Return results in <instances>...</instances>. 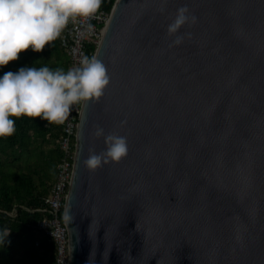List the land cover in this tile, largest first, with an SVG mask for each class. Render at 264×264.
Masks as SVG:
<instances>
[{
	"label": "water",
	"instance_id": "obj_1",
	"mask_svg": "<svg viewBox=\"0 0 264 264\" xmlns=\"http://www.w3.org/2000/svg\"><path fill=\"white\" fill-rule=\"evenodd\" d=\"M182 5L197 19L169 34ZM94 55L110 79L82 102L70 264H264V0H115ZM109 133L127 153L90 169Z\"/></svg>",
	"mask_w": 264,
	"mask_h": 264
},
{
	"label": "clouds",
	"instance_id": "obj_2",
	"mask_svg": "<svg viewBox=\"0 0 264 264\" xmlns=\"http://www.w3.org/2000/svg\"><path fill=\"white\" fill-rule=\"evenodd\" d=\"M101 0H0V67L16 60L22 51H42L57 38L70 17L89 16L100 7ZM187 5L180 6L168 24L169 34H176L190 20L195 22ZM188 35H191L190 33ZM176 35L174 43L183 40ZM105 63L97 56H84L79 66L51 69L23 65L0 75V137L15 132L13 116L41 117L62 122L79 101L102 95L109 83ZM98 129L97 134H102ZM106 148L92 151L85 160L90 169L108 161H119L128 151L126 137L109 133Z\"/></svg>",
	"mask_w": 264,
	"mask_h": 264
},
{
	"label": "trees",
	"instance_id": "obj_3",
	"mask_svg": "<svg viewBox=\"0 0 264 264\" xmlns=\"http://www.w3.org/2000/svg\"><path fill=\"white\" fill-rule=\"evenodd\" d=\"M114 2L101 0L100 6L111 12ZM71 63L59 35L42 51H22L0 67V75L23 65L67 70ZM12 118L15 132L0 137V264H53L56 244L37 224L47 214L40 208L47 207L57 178L63 124L27 115Z\"/></svg>",
	"mask_w": 264,
	"mask_h": 264
},
{
	"label": "built area",
	"instance_id": "obj_4",
	"mask_svg": "<svg viewBox=\"0 0 264 264\" xmlns=\"http://www.w3.org/2000/svg\"><path fill=\"white\" fill-rule=\"evenodd\" d=\"M110 12L99 7L89 16H73L60 33L62 45L71 57V67L79 66L84 56H93L109 19ZM82 101L74 103L71 111L62 121L63 131L59 138L63 150L58 164L56 181L51 194L46 200L47 207L40 210L47 214L38 221V228L45 231L49 239L56 244V255L53 264H70L68 247V230L64 220L66 197L73 173L76 133L81 113Z\"/></svg>",
	"mask_w": 264,
	"mask_h": 264
}]
</instances>
